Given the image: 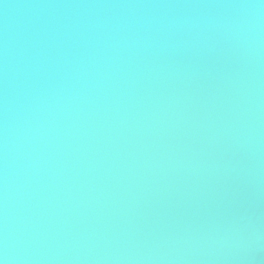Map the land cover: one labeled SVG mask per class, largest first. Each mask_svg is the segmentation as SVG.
<instances>
[{
  "label": "water",
  "instance_id": "1",
  "mask_svg": "<svg viewBox=\"0 0 264 264\" xmlns=\"http://www.w3.org/2000/svg\"><path fill=\"white\" fill-rule=\"evenodd\" d=\"M2 264H264V0H0Z\"/></svg>",
  "mask_w": 264,
  "mask_h": 264
},
{
  "label": "clouds",
  "instance_id": "2",
  "mask_svg": "<svg viewBox=\"0 0 264 264\" xmlns=\"http://www.w3.org/2000/svg\"><path fill=\"white\" fill-rule=\"evenodd\" d=\"M0 264H2V261H0Z\"/></svg>",
  "mask_w": 264,
  "mask_h": 264
}]
</instances>
